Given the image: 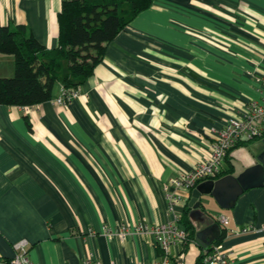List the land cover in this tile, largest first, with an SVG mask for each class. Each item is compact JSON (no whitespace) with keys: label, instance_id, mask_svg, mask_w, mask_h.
Instances as JSON below:
<instances>
[{"label":"crops","instance_id":"crops-1","mask_svg":"<svg viewBox=\"0 0 264 264\" xmlns=\"http://www.w3.org/2000/svg\"><path fill=\"white\" fill-rule=\"evenodd\" d=\"M61 5L0 0V26L23 25L54 50ZM14 75V57L0 54V78ZM257 76L264 78V0H154L108 44L67 107L0 105V260L22 240L33 264L160 259L154 237L133 228L172 220L164 186L207 159L216 131L264 97ZM263 152V140L242 142L223 170L237 176ZM183 195L181 216L192 191ZM201 207L214 220L228 217L226 227L215 223L229 264H264V233L244 231L264 226V185L228 210L211 195ZM122 225L132 227L126 239L106 236ZM211 248L195 236L171 251L172 264H197Z\"/></svg>","mask_w":264,"mask_h":264},{"label":"trees","instance_id":"trees-1","mask_svg":"<svg viewBox=\"0 0 264 264\" xmlns=\"http://www.w3.org/2000/svg\"><path fill=\"white\" fill-rule=\"evenodd\" d=\"M153 1L62 0L58 13L59 46L54 50L44 47L23 25L0 26V54L15 59V75L0 78V105L42 104L52 99L57 83L67 88L81 87L102 62L108 44L136 16L151 8ZM232 173V169L223 170L218 179ZM189 213L187 208L181 223L188 239H193L195 231ZM206 254L199 257L197 264H204Z\"/></svg>","mask_w":264,"mask_h":264},{"label":"built area","instance_id":"built-area-1","mask_svg":"<svg viewBox=\"0 0 264 264\" xmlns=\"http://www.w3.org/2000/svg\"><path fill=\"white\" fill-rule=\"evenodd\" d=\"M257 82L264 86V78L257 76ZM80 96V88H67L61 86L57 98L52 99V103L67 107L72 101ZM38 107L37 105H35ZM35 106L21 107L28 112ZM264 140V97L261 100L249 102L238 118H232L222 129L216 131L214 141L211 145L210 155L207 159L198 163L190 171L180 173L173 177L164 186V193L168 203V211L172 220L166 224L154 226L139 224L133 228L134 232L152 236L156 245L160 248L162 256L152 264H172L171 251L178 245L188 241L189 234L181 226V215L178 208L184 202L183 192L193 191L201 182L209 179H218L223 172V165L230 153L242 142H254ZM221 226L226 227L229 220L224 215H219L215 219ZM254 230L256 233H264V226L247 227L244 231ZM243 231V230H242ZM132 227L122 225L117 233L106 230L105 234L109 239L119 236L126 239L131 235ZM233 233H237L233 231ZM15 254L8 260H0V264H33L29 257V242L22 240L15 246ZM264 254V251H263ZM82 264H103L94 257L86 258ZM204 264H229L228 257L216 246L207 252Z\"/></svg>","mask_w":264,"mask_h":264},{"label":"water","instance_id":"water-1","mask_svg":"<svg viewBox=\"0 0 264 264\" xmlns=\"http://www.w3.org/2000/svg\"><path fill=\"white\" fill-rule=\"evenodd\" d=\"M263 185L264 152L252 161V166L246 168L239 175H226L215 182H207L195 188L189 203V208H191L189 216L196 231L197 243L208 248L214 246L221 235V227L215 223L214 218L202 210V195H211L221 209L228 210L245 191Z\"/></svg>","mask_w":264,"mask_h":264},{"label":"bare ground","instance_id":"bare-ground-1","mask_svg":"<svg viewBox=\"0 0 264 264\" xmlns=\"http://www.w3.org/2000/svg\"><path fill=\"white\" fill-rule=\"evenodd\" d=\"M222 178V177H221Z\"/></svg>","mask_w":264,"mask_h":264}]
</instances>
